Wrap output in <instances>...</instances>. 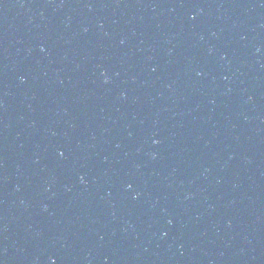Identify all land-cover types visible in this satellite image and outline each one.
Returning a JSON list of instances; mask_svg holds the SVG:
<instances>
[{
	"label": "water",
	"instance_id": "95a60500",
	"mask_svg": "<svg viewBox=\"0 0 264 264\" xmlns=\"http://www.w3.org/2000/svg\"><path fill=\"white\" fill-rule=\"evenodd\" d=\"M0 264H264V0L1 9Z\"/></svg>",
	"mask_w": 264,
	"mask_h": 264
}]
</instances>
